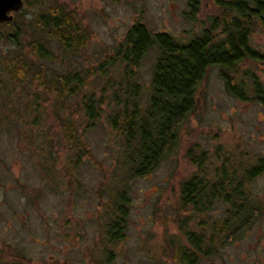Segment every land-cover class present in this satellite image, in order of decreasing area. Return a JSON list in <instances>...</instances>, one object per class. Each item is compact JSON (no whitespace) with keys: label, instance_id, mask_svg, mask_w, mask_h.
<instances>
[{"label":"rangeland","instance_id":"1","mask_svg":"<svg viewBox=\"0 0 264 264\" xmlns=\"http://www.w3.org/2000/svg\"><path fill=\"white\" fill-rule=\"evenodd\" d=\"M189 1L37 0L33 8L24 2L14 13L26 25L40 9L64 3L89 28L90 42L78 52L63 54L54 47L55 60L44 62L50 70L98 68L113 57L116 63L106 64L107 74L90 77L80 95L69 98L67 109L38 81L19 84L0 73V264H96L105 205L118 189L128 190L130 220L126 238L115 247L114 264H180L167 240L186 243V231L200 232L202 218L180 207L181 182L195 174L211 178L220 163L217 154H235L247 163L264 156V103L254 98L251 86L252 77L264 84V59L245 60L238 75L246 98L228 92L219 67H211L174 152L148 175L132 178L122 170L121 139L109 120L117 110L114 96L126 72L127 80L139 84L144 103L157 50L127 64L117 58L118 48L136 22L187 41L218 13L214 0H200L195 12ZM22 37L26 53L30 36ZM250 43L264 54L262 25L253 27ZM12 50L10 41L0 40L1 55ZM90 95L99 111L93 121L84 107ZM67 121L79 131L78 151L65 138ZM251 188L264 202V172ZM220 211L210 215L218 217ZM200 264H264V214L241 240Z\"/></svg>","mask_w":264,"mask_h":264},{"label":"trees","instance_id":"2","mask_svg":"<svg viewBox=\"0 0 264 264\" xmlns=\"http://www.w3.org/2000/svg\"><path fill=\"white\" fill-rule=\"evenodd\" d=\"M23 1L31 8L34 2L39 3ZM214 1L218 13L208 16L207 26L187 41H179L167 32H153L146 24L136 22L121 42L115 57L127 64H137L151 48L157 50L144 103L140 101L139 84L127 80L125 72L114 96L117 110L109 116L121 139L119 161L126 176L148 175L174 152L180 127L196 110L199 86L211 67H219L228 92L246 98L239 65L245 60L264 59V54L250 43L253 27H264V0ZM199 2L189 1L194 12ZM18 21L14 16L11 21L0 22V40L6 39L14 46L10 54H0V73H7L19 84L30 78L47 91L52 89L62 100V109H67L69 98L80 95L90 77L107 74L106 64L116 63L113 57L98 68L63 71L44 65L55 60L54 47L63 54L76 53L91 39L89 28L64 3L40 9L29 24ZM24 34L30 36L26 53L21 51ZM251 84L254 98L264 103V84L256 77L251 78ZM84 107L92 121L99 116L92 95ZM63 128L67 142L80 150L81 139L73 122H65ZM217 156L220 163L211 178L195 174L181 182L180 207L202 218L198 222L200 232L186 231V243L167 240L171 244L168 243L170 255L180 264L211 260L226 246L241 240L264 214V202L251 188L254 179L264 172V156L252 163L241 161L235 154ZM129 203L128 190L118 189L110 195L105 205L106 222L100 229L102 250L96 264H114L115 247L126 238L129 228ZM212 210L222 213L215 217L210 215Z\"/></svg>","mask_w":264,"mask_h":264},{"label":"water","instance_id":"3","mask_svg":"<svg viewBox=\"0 0 264 264\" xmlns=\"http://www.w3.org/2000/svg\"><path fill=\"white\" fill-rule=\"evenodd\" d=\"M23 3V0H0V22L13 20L14 12L19 11Z\"/></svg>","mask_w":264,"mask_h":264}]
</instances>
